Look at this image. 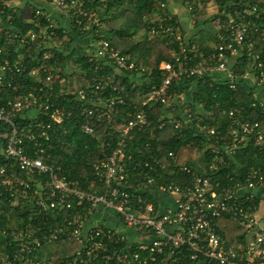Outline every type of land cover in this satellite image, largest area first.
<instances>
[{
    "label": "built area",
    "instance_id": "built-area-1",
    "mask_svg": "<svg viewBox=\"0 0 264 264\" xmlns=\"http://www.w3.org/2000/svg\"><path fill=\"white\" fill-rule=\"evenodd\" d=\"M35 1L52 3L66 13L69 20L72 13L76 17L74 26L80 31L92 25L101 26L98 15L87 11L82 0ZM183 4L191 12L190 0H184ZM34 14L43 17L49 26L55 25L42 6H36ZM157 21H166L168 25L152 26L151 36L173 37L178 41L172 62L163 61L159 65L161 75L157 84L149 85L148 90L137 94L136 98L103 96L100 91L108 85L103 80L93 85L85 81L73 90L68 86L60 89V93H75L76 100L82 104L81 113L86 116L81 124L83 133L95 136L96 130L104 126L110 134H116V145L111 152L94 164L102 192L94 191L97 186L94 183L89 186L92 190L83 189L77 180L62 175L59 165L48 160L47 148L42 142V138H48L45 128L62 123L71 115L70 111L54 106L50 98L52 83L58 80L63 83V78L51 73L44 78L37 76L48 90L39 87L36 93L9 98L0 105V124L4 126L0 131L1 153L8 160L0 163V191L10 192L14 197H29L38 213H44L43 226L29 222L24 229L12 232L20 240L22 251L31 253L43 242L70 236L82 245L72 264L89 263L100 255L121 264H148L166 248L180 246L188 247L191 259L203 256L208 264H264V228L256 213L259 205L246 204L253 197L264 201V172L253 168L241 171V166L237 165L227 174L226 183L214 180L221 168L234 161L238 149L249 142L264 148V64L260 59L264 51L246 44L248 23L243 20L219 23L217 42L207 51L195 43L185 42L181 27L175 25L178 19L172 20L169 15L158 17ZM45 31L46 28H41L39 32L30 29L22 33L11 22L0 20V32L24 44L42 43ZM89 47L90 59L98 61L99 66L103 63L118 72L135 69L131 54L120 52L105 38L97 36ZM47 56L44 54V58ZM244 59L251 61L249 66L243 67ZM26 69L19 59L4 57L0 46V94ZM27 72L36 76L39 66H32ZM180 81L183 88L177 90ZM200 83L227 86L234 91L242 87L252 100L247 107L238 104L220 107L217 102L218 112L207 109L203 102L192 101L190 95ZM157 104H160V114L153 121L150 116L156 108L152 111L150 108ZM120 106L127 109L120 111ZM256 108L259 115L254 118ZM31 110L35 111L28 117L31 121L21 124L19 118ZM40 115L47 121L39 119ZM168 125L178 139L190 132L200 136L204 149L212 153L210 163L206 168L196 162L173 163L167 170L158 156L151 153L142 161L148 170L144 177L131 179L127 140L139 132L155 137ZM145 145L151 146L150 142ZM156 150H161V146ZM167 155L175 156L171 150ZM19 171L33 178L34 183L21 177ZM160 172L184 173L188 179L181 184L159 181L155 174ZM42 175L47 178L40 179ZM100 206L113 211L123 226L141 236L140 239H130L119 228L86 226L90 215ZM62 209L71 212L57 216L56 210ZM49 211L50 216L46 214ZM223 214H228L246 231L244 243L228 245L223 241L215 225ZM0 259L5 264H15L17 260L34 264L24 254L2 255Z\"/></svg>",
    "mask_w": 264,
    "mask_h": 264
},
{
    "label": "trees",
    "instance_id": "trees-1",
    "mask_svg": "<svg viewBox=\"0 0 264 264\" xmlns=\"http://www.w3.org/2000/svg\"><path fill=\"white\" fill-rule=\"evenodd\" d=\"M12 0L0 1V20L11 22L22 33L30 29L39 32V29L46 28L45 34H51L58 41L59 46L55 47L49 43L24 44L15 39L8 38L0 32V46L3 47V56L11 60L19 59L25 66L26 71H22L15 79L12 86H6L1 90L0 105L4 100L20 97L29 92L36 93L39 87L48 90L49 87L38 77H45L49 73L59 75V79H64L72 75L68 71V65L73 62L76 70L90 85L97 81H107L108 85L100 92L103 96L137 97L148 90V86L157 84L160 81L161 71L159 65L163 61L172 62L174 52L178 49V41L173 37H162L159 35L148 37L152 26L158 27L168 25L166 21H157L158 17L172 16V20L178 19L167 5V0H82L83 6L87 11H94L98 15L101 26L92 25L90 29L80 31L74 26L75 15L70 13V20L61 25L55 23L52 27L41 16H35L36 6H42L35 0H23L22 6L13 5ZM184 0H182L183 2ZM212 1L217 6L216 17L219 23L225 24L229 19L243 20L248 23L246 44L258 50L264 51V0H190L192 3L191 14L199 21V4H206ZM43 8V7H42ZM44 9V8H43ZM254 9V11H252ZM251 11V12H250ZM214 17V16H213ZM197 23V22H196ZM173 24V21H172ZM180 26V23L175 24ZM182 31V30H181ZM223 31V30H222ZM183 33V32H182ZM141 34V38L137 35ZM97 36L105 38L109 43L120 52L130 53L135 63L132 71H116L113 67L100 63L95 59H90L89 43ZM214 36H212L213 38ZM41 39V38H40ZM217 42L214 37V43ZM190 43V42H189ZM198 45L205 51L209 50V45L200 41ZM47 57L44 58V54ZM264 64V57L260 58ZM250 60H243V67ZM32 66H39L36 76L28 74L27 70ZM53 67L52 70L44 71L43 68ZM180 81L177 90H182L183 85ZM67 84L55 81L51 85V102L54 106L70 111V117L64 119L62 123L53 124L50 128H45L47 139L42 138V142L47 148V157L50 162H54L61 168V173L66 178L77 180L83 189L89 188L94 183L96 192H102V184L95 177L94 164L103 159L104 154H109L116 145V134L112 135L104 126L96 130L95 136H90L82 132L81 124L86 120V116L81 113L82 104L76 100L75 93L62 92L61 88L66 89ZM190 93L192 101L195 103L203 102L207 109L218 112L215 104L218 102L220 107L234 106L235 104L247 107L251 102L250 94L245 92L242 87L237 90L229 89L227 86L218 87L216 84L209 86L208 83H200L193 88ZM160 104L152 106L156 108L150 119L156 121L160 114L158 108ZM127 109V106H120V111ZM149 109V108H148ZM30 112L25 111L19 118L21 124L28 123ZM259 115L258 109L253 112L254 118ZM39 119L44 122L47 118L43 115ZM0 124V131L3 129ZM150 142L151 146L145 143ZM157 146L161 150L157 151ZM202 138L193 133H188L183 138H176L173 129L168 125L162 131L151 137L147 133L139 132L134 134L131 140H127V155L131 159L127 160V166L131 179H139L147 173V168L142 161L147 160L151 153H155L158 158L170 170L173 163H198L201 168H206L211 161V151L204 149ZM174 152V158L170 157L168 151ZM234 161L221 168L215 174L214 180L223 183L227 182L226 176L234 170L237 165L241 166V171L246 169H260L264 172V148L249 142L246 146L237 150L233 156ZM8 162L4 155L0 153V163ZM168 172V171H167ZM167 172L156 173L159 181H171L181 184L187 181L184 173ZM21 177L34 183L33 178L24 172H18ZM46 175L40 179H46ZM0 257L24 254L30 257L34 264H72L77 256V251L82 249V245L70 236H64L53 242H43L41 246L27 253L21 250L18 240L13 233L24 229L27 223L32 222L42 225L43 212L38 213V209L33 205L30 198L14 197L5 190L0 191ZM31 193V191L29 192ZM260 203L259 198L253 197L246 202L247 205ZM71 210H56L55 214H68ZM46 213V212H45ZM51 215V211L46 213ZM52 221V219L50 220ZM49 221V222H50ZM216 230L221 235L223 241L228 245H238L245 242L246 231L228 214H223L216 219ZM13 232V233H12ZM124 244V243H123ZM0 264L2 263L0 259ZM15 264H30L17 260ZM77 264H121L115 260H105L101 255L89 263ZM148 264H208L207 260L200 256L198 259L190 258V250L187 246L166 248L163 254L157 256L155 261Z\"/></svg>",
    "mask_w": 264,
    "mask_h": 264
},
{
    "label": "crops",
    "instance_id": "crops-1",
    "mask_svg": "<svg viewBox=\"0 0 264 264\" xmlns=\"http://www.w3.org/2000/svg\"><path fill=\"white\" fill-rule=\"evenodd\" d=\"M14 1L16 2V6H22L24 4L23 0ZM13 5L15 4L13 3ZM167 5L178 17L185 42L195 43L198 45V43L202 41L204 44L209 45V47L214 45V37L217 41L218 34L216 29L210 28L209 25L203 22L204 19H201V21L193 20L191 13L184 6L183 2L167 0ZM42 7L49 13L52 19H56L61 25L66 24L68 21V15L59 11L52 3L42 4ZM201 31L205 32L206 36H202L201 39L196 40V35H198ZM212 36L214 37L212 38ZM1 148L2 145L0 141V153ZM256 213L260 221V226L264 228V201L260 200ZM92 225H102L109 228L122 229L127 233L130 239H140L141 237L134 231L125 228L113 211L101 206L93 211L86 223V226L88 227Z\"/></svg>",
    "mask_w": 264,
    "mask_h": 264
},
{
    "label": "rangeland",
    "instance_id": "rangeland-1",
    "mask_svg": "<svg viewBox=\"0 0 264 264\" xmlns=\"http://www.w3.org/2000/svg\"><path fill=\"white\" fill-rule=\"evenodd\" d=\"M175 1H179L182 2V0H175ZM12 3H14L16 5V2L14 0L11 1ZM216 12H217V6L212 2H208L206 4H199V20L201 21V19H204L203 22L206 23L207 25H209L210 28H214L216 29V31L219 32V19L218 17H216ZM214 16V17H213ZM193 18V17H192ZM194 20H197L196 17L193 18ZM54 23L58 24V21L56 19H53ZM202 24V23H201ZM208 33V32H207ZM202 36H206L205 32L201 31L198 35H196V40L201 39ZM148 37H151V35H148ZM137 38H141V34L137 35ZM42 42L44 43H49L52 46H59L61 43V40L58 41L57 39H55V37L52 36H48L46 34H43ZM243 64V62H242ZM250 62L247 63L245 66H249ZM68 71L72 73V75L65 77L63 83L68 87H70V89H74L75 87H77L79 84L84 83L85 81L83 80V78L81 76H79L77 70H76V66L73 62H70L68 65ZM34 110L30 111V114H34Z\"/></svg>",
    "mask_w": 264,
    "mask_h": 264
}]
</instances>
